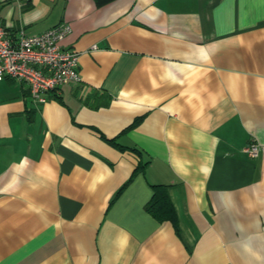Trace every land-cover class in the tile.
<instances>
[{
  "label": "crops",
  "instance_id": "1",
  "mask_svg": "<svg viewBox=\"0 0 264 264\" xmlns=\"http://www.w3.org/2000/svg\"><path fill=\"white\" fill-rule=\"evenodd\" d=\"M0 22L69 23L81 73L44 103L0 81V264H264V0H0ZM160 184L177 225L145 210Z\"/></svg>",
  "mask_w": 264,
  "mask_h": 264
},
{
  "label": "built area",
  "instance_id": "2",
  "mask_svg": "<svg viewBox=\"0 0 264 264\" xmlns=\"http://www.w3.org/2000/svg\"><path fill=\"white\" fill-rule=\"evenodd\" d=\"M70 32L71 25L63 22L39 34L20 30L13 38L0 22V81H22L27 84L30 97L40 103L48 101V94L62 83L81 81L79 52L61 44ZM245 150L258 155L260 145L253 140Z\"/></svg>",
  "mask_w": 264,
  "mask_h": 264
},
{
  "label": "trees",
  "instance_id": "3",
  "mask_svg": "<svg viewBox=\"0 0 264 264\" xmlns=\"http://www.w3.org/2000/svg\"><path fill=\"white\" fill-rule=\"evenodd\" d=\"M98 5H105L113 0H95ZM29 90V89H28ZM28 96H30V92ZM26 94V95H27ZM50 94L48 97L50 98ZM141 118L135 120L139 122ZM152 198L145 204V210L159 221L170 220L177 225V212L168 193L167 185H155Z\"/></svg>",
  "mask_w": 264,
  "mask_h": 264
},
{
  "label": "rangeland",
  "instance_id": "4",
  "mask_svg": "<svg viewBox=\"0 0 264 264\" xmlns=\"http://www.w3.org/2000/svg\"><path fill=\"white\" fill-rule=\"evenodd\" d=\"M13 81H14V83H18V84H21V82H22V81H20V80H18V79H14ZM16 85H17V84H16Z\"/></svg>",
  "mask_w": 264,
  "mask_h": 264
}]
</instances>
